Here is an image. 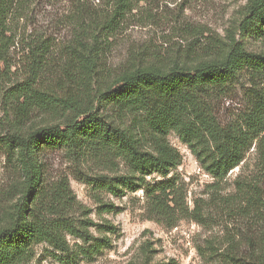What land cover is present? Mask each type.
<instances>
[{
    "label": "rangeland",
    "instance_id": "374dc122",
    "mask_svg": "<svg viewBox=\"0 0 264 264\" xmlns=\"http://www.w3.org/2000/svg\"><path fill=\"white\" fill-rule=\"evenodd\" d=\"M248 1L135 0L133 10L113 19L116 0H18L7 19V37L13 39L12 73H0V227L8 222L15 200L9 190L21 182L2 145L4 137L16 129L64 126L67 119L87 110L110 113L98 102V93L125 71L218 58L233 39L264 56V39H242L238 34ZM93 37L98 41L97 73H76L70 61L77 59L75 55H88ZM36 51L46 67L43 73H28ZM29 89L28 100L21 93ZM249 89L244 81L214 103L221 124L241 119L248 108ZM168 140L181 154L182 164L167 178L174 180L175 189L166 200L171 214L163 218L155 215L143 190L115 198L96 186L101 177L128 172L122 158L107 152L83 159L63 150L47 154V189L69 221H90L96 225L89 229L95 236L105 222L117 232L111 236L112 245L92 258L82 255V240L66 236L71 254L40 244L28 264L254 263L256 244L250 247L248 237L257 235L264 219L252 214L248 201L261 197L264 203L261 152L254 146L241 166L218 183L176 134ZM165 180L157 175L147 178L152 185ZM63 185L70 198H63ZM103 204H112L114 211L103 212Z\"/></svg>",
    "mask_w": 264,
    "mask_h": 264
},
{
    "label": "trees",
    "instance_id": "16d2710c",
    "mask_svg": "<svg viewBox=\"0 0 264 264\" xmlns=\"http://www.w3.org/2000/svg\"><path fill=\"white\" fill-rule=\"evenodd\" d=\"M134 1L116 0L113 19L133 10ZM17 2L0 0V73H12L9 50L13 39L7 37V19ZM238 34L242 39H264V0L248 1ZM92 42L86 57L75 55L77 59L70 61V68H75L76 73H97V38L93 37ZM30 59L28 73H43L46 63L40 52H33ZM244 81L250 85L247 111L241 119L221 124L214 103ZM29 91L21 93L28 100ZM97 98L110 113L87 110L67 119L64 126L16 129L4 137L2 145L16 164L21 182L9 190L15 200L8 222L0 227V264H28L40 244L71 254L66 236L84 242L85 258H92L112 245L115 226L105 222L98 227L100 235L95 236L89 229L96 225L90 221L72 223L66 210L50 197L44 158L54 151L63 150L80 159L100 152L122 158L129 166L128 172L101 177L95 181L96 186L115 198L127 192L145 191L158 218L171 214L166 200L175 183L167 178L182 164L181 154L168 140L171 133L180 138L201 169L218 183L241 166L254 146L264 161V56L247 50L235 39L218 58L202 59L191 65L175 62L167 67L151 65L125 71ZM154 175L166 180L152 185L147 178ZM62 190L63 198H70L67 185ZM100 208L105 213L114 211L112 204ZM248 208L264 219L261 197H252ZM248 240L250 247L256 244L255 260L250 264H264V226ZM232 261L237 262L233 258Z\"/></svg>",
    "mask_w": 264,
    "mask_h": 264
}]
</instances>
